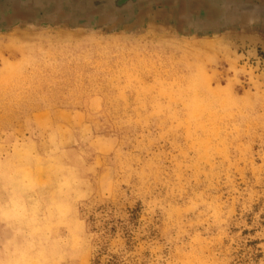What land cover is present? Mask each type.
I'll list each match as a JSON object with an SVG mask.
<instances>
[{
  "label": "rangeland",
  "instance_id": "374dc122",
  "mask_svg": "<svg viewBox=\"0 0 264 264\" xmlns=\"http://www.w3.org/2000/svg\"><path fill=\"white\" fill-rule=\"evenodd\" d=\"M152 12L0 29V169L80 168L106 264H264V26Z\"/></svg>",
  "mask_w": 264,
  "mask_h": 264
},
{
  "label": "clouds",
  "instance_id": "9594fccd",
  "mask_svg": "<svg viewBox=\"0 0 264 264\" xmlns=\"http://www.w3.org/2000/svg\"><path fill=\"white\" fill-rule=\"evenodd\" d=\"M84 172L74 166L41 181L22 165L0 169V264H106L109 247L80 219Z\"/></svg>",
  "mask_w": 264,
  "mask_h": 264
},
{
  "label": "water",
  "instance_id": "95a60500",
  "mask_svg": "<svg viewBox=\"0 0 264 264\" xmlns=\"http://www.w3.org/2000/svg\"><path fill=\"white\" fill-rule=\"evenodd\" d=\"M188 0H0V16L15 12L36 21H50L64 18L70 24L85 25L86 16L107 19L122 18L129 22L136 12H142L152 5L176 6L182 12L184 24L196 32L225 29L232 26H264V6L243 0H196L212 13V19L189 18L185 14ZM181 2V3H180ZM183 2V3H182ZM92 20V19H91ZM90 22V21H88ZM89 25V24H87Z\"/></svg>",
  "mask_w": 264,
  "mask_h": 264
},
{
  "label": "crops",
  "instance_id": "0c3cea01",
  "mask_svg": "<svg viewBox=\"0 0 264 264\" xmlns=\"http://www.w3.org/2000/svg\"><path fill=\"white\" fill-rule=\"evenodd\" d=\"M247 3H251V4H258V5H263L264 4V0H243ZM181 3V2H180ZM183 3V2H182ZM187 10H185V14L189 17V18H195V19H201V20H207V19H212V13L210 11H208L207 9H205L201 3H198L196 0H188L187 1ZM153 9H155V13H153ZM159 9V10H157ZM147 10H151V12L153 13V15L155 14V18L156 19H160V20H164V21H174L176 24V27L179 29H186L187 33H193V34H213V33H217L220 32L222 30H226L229 28H233V27H238V26H232V27H228L225 29H220V30H214V31H206V32H196L193 29L187 27L184 24V19L182 18V12L179 10L178 7L176 6H166V5H152L150 7H148L146 10L142 11L145 12ZM161 10H164L163 12H159ZM142 12H136L135 15L132 16L131 20L127 23L122 22V18H112V19H107L104 15H102L101 17H89L87 19V16L81 20V22L86 23L85 25H74V27H79V28H92L93 26H96V23H99L98 26L100 27H109L113 21H116L120 24H130L131 22H133L134 20L138 19V16L142 13ZM157 13V14H156ZM92 19V20H91ZM51 20H55V23L61 25V26H66L70 24L69 20H66L64 18H58L55 17ZM90 21V22H88ZM21 22H37V23H44L45 21H36L33 20L32 18H30L28 15L24 16L23 14H21V16H18L15 12H5L3 14H1L0 16V29L2 28H9L14 26L16 23ZM48 22V21H47ZM89 24V25H87ZM242 27V26H240ZM243 27H250V26H243Z\"/></svg>",
  "mask_w": 264,
  "mask_h": 264
}]
</instances>
